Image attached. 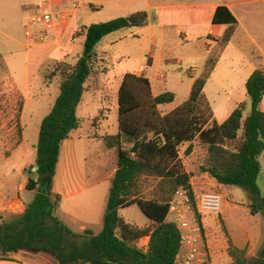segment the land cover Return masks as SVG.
<instances>
[{
    "label": "trees",
    "instance_id": "obj_1",
    "mask_svg": "<svg viewBox=\"0 0 264 264\" xmlns=\"http://www.w3.org/2000/svg\"><path fill=\"white\" fill-rule=\"evenodd\" d=\"M162 11L170 12L159 9L157 15ZM171 11L174 15L169 24H183L184 10ZM188 11L198 12L197 23H207L209 9ZM155 21H159V15ZM210 21L230 27L209 53L201 75L194 80L189 98L182 105L160 115L157 106L172 103L174 95L165 92L153 97L147 80L129 74L123 76L117 91L118 132L104 138L105 146L115 150L116 170L110 180L102 228L96 235L90 230L74 233L61 223L55 216L59 196L51 193V186L48 194L42 193L40 185L45 177L52 181L63 142L80 127L77 107L83 94L96 90L103 78V72L91 61L95 47L105 36L120 29L144 27L148 23L147 13L88 25L82 55L74 64L66 62L70 50L64 45L51 51L50 75L58 77L59 92L39 125L32 167L35 171L30 172L25 185L35 196L21 214L0 217V260L24 251L46 254L56 264H175L180 231L167 219L169 208L179 187L192 192L191 176L184 170L178 148L187 143L184 153L188 155L195 141L206 147V159L200 171L219 185L241 187L251 202V212L264 214V196L256 184L262 171L260 160L264 158V112L259 108L264 98V70L254 71L246 80L245 90L250 100L246 114L244 106L238 105L224 122H209L210 116L201 102L202 91L236 24L224 7H217ZM123 136L128 139V149L122 148ZM142 177L158 180V198L148 200L136 195ZM133 205L149 220L148 228H135L119 216L121 209ZM145 236L149 240L143 251L137 243ZM244 254L245 250L229 247L233 264H264V247L251 262H246Z\"/></svg>",
    "mask_w": 264,
    "mask_h": 264
},
{
    "label": "crops",
    "instance_id": "obj_2",
    "mask_svg": "<svg viewBox=\"0 0 264 264\" xmlns=\"http://www.w3.org/2000/svg\"><path fill=\"white\" fill-rule=\"evenodd\" d=\"M217 7L226 8L236 22L232 30L231 38L220 53L219 59L215 63L204 85L201 96V102L204 103L207 114L210 116L209 122L215 121L220 124L215 119L212 108L215 97L208 93L207 85L211 83L215 88L217 97H220V95L224 94L225 90L229 91L233 89L232 81L234 78H242L241 80L243 84H245L246 80L254 71L264 70V0H187L182 3H173V1H170L169 3L152 4L146 2V11L143 12L147 13V25L144 27L120 29L105 36L95 47L94 56L91 61L94 64L99 63L104 71L100 83L108 82L111 86L116 84V90L118 91L123 76L126 74L134 75L138 78L141 77L147 80L153 97L165 92H170L174 95V101L165 104H172V107L166 113L182 105L188 100L192 84L199 76L196 74L197 70L187 71L186 74L190 76V79L186 81L175 69H171L170 71H165L163 69L164 66H172L175 62H182L183 60L179 58L174 61L172 58V49L168 51L166 47L164 30L169 27L206 28L204 33L192 36L193 41L197 39L201 40L203 43L204 51L197 57L198 61H204V58H206L201 68V71H203L209 53L215 47L216 42L230 27L229 24H215L210 21ZM159 9H167L170 10V12H160V14H158L159 21H155ZM173 9L184 10L183 24H169L170 18L174 15L171 11ZM192 9H209L210 12L207 17V23H197L200 17L198 12L188 11ZM150 10L152 11L150 12ZM191 21H195L197 24L190 23ZM85 29L86 27H83L84 31ZM84 33L80 34L78 37L74 36V40H84ZM141 34H144L145 38L142 41L139 54V35ZM71 35L75 34L70 32L65 37L62 44H64L66 40L69 41L72 38ZM43 48L48 50V59V55L54 48L42 47L41 49ZM33 59V61L36 60L35 58ZM162 71L166 73V76ZM159 73L164 74L163 79L158 77ZM182 87L185 88V90H183L188 94V98L177 103L178 92L181 93ZM97 91L98 88L89 93ZM240 95L243 96V101L240 102L245 105L247 99L244 97H248L246 95V90L244 89L243 93ZM81 102L77 107V114ZM25 104L24 102L22 112L25 108ZM239 104L241 103L234 101L233 106ZM158 106L157 109H159ZM259 108L264 112V98H262ZM112 110L117 113V104L112 107ZM248 111L249 109H245V114ZM108 112L109 111L106 113L104 108L101 107L98 110L97 116L93 118H83L87 124L90 123L88 130L84 132L81 130L83 121L79 118L80 127L73 131L70 137L62 144L57 170L51 181V193L53 195H58L60 199L55 216L61 223L77 234H82L83 231L90 230L96 235L102 228V217L108 197L110 180L116 170V163L112 168V149L105 146L104 138L105 136L116 135L118 132V123L115 134L103 128V123L107 121V116L105 114H108ZM231 113L232 111L226 113L224 117L225 120ZM95 118H98L97 127L91 124ZM121 141L125 143L124 136L121 137ZM126 142L128 144V139ZM88 143L92 145L95 144L96 149H93L91 153L88 152V155H86L83 147L86 146V148L89 149L90 144ZM260 161L262 171L256 179L257 187L264 182V180H262V182L260 181L261 175L264 174V158H261ZM182 165L187 172L184 163H182ZM31 170L35 171V168ZM26 183L27 180H25L21 186L25 187ZM190 183L193 190L200 192H216L214 191L215 189L226 192V189L229 188L217 184L207 173H201L196 182L190 178ZM9 189L10 187L0 188L1 218L9 215L21 214L25 206L31 202L35 196L34 191H29L32 197L29 196L30 199L25 201L19 197V192L16 193V197L8 196L7 194L10 192ZM260 194L264 196V194ZM225 207H228L227 201ZM119 216L126 224L138 229H145L150 226L149 221L143 222L140 226H137L125 220L122 215L119 214ZM167 219L170 222L174 221V217L170 214H168ZM207 227L208 226H204L206 243L209 248V264H214L225 258L226 251H224V249L226 250L229 245H225V241L220 233L213 230L211 227ZM228 236L232 243V247L245 250L246 243L251 234L249 231L244 230L239 233L228 232ZM143 239H146L144 247H139ZM148 240V236L141 238L137 246L145 251L147 249ZM0 264H56V262L46 254H32L20 251L11 254L7 260H0Z\"/></svg>",
    "mask_w": 264,
    "mask_h": 264
},
{
    "label": "rangeland",
    "instance_id": "obj_3",
    "mask_svg": "<svg viewBox=\"0 0 264 264\" xmlns=\"http://www.w3.org/2000/svg\"><path fill=\"white\" fill-rule=\"evenodd\" d=\"M37 1L0 0V188L10 187L8 196L16 197V193L19 192V197L25 201H28L32 194L21 184L28 180L30 172H34L31 169L35 161L34 146L38 140L39 125L49 112L59 92L58 77L50 75L53 62L47 59L48 50L41 49L42 47L28 48L25 45L24 29L28 19L37 8ZM170 1L182 3L187 0H82L76 14L77 21H73L71 25V33L74 32L75 26L87 27L92 23L107 22L118 17H127V15L146 11V2L152 4L169 3ZM205 30V27L166 28L164 32L168 51L172 49L171 54L174 61L179 58L183 60L175 62L172 66H164L163 69L165 71L175 69L186 81L190 79V76L186 74L187 71L197 70L196 74L200 76L206 58L204 61H198L197 57L204 51L203 43L197 39L193 41L192 36L202 34ZM79 35L80 33L71 35V41L66 40L62 44L70 50V55L66 59L69 64H74L77 58L82 55L83 39L74 40V36L78 37ZM144 38V34L139 35V54ZM33 58L36 60L33 61ZM97 64L93 63L94 67L100 72H104L101 65ZM162 72L166 76V73ZM241 79L234 78L233 89L225 90L220 97H217L211 83L207 85L208 93L215 97L212 108L214 117L219 123L225 120L224 117L228 111L233 112L236 109L238 105L233 106L234 101L241 103L239 105H243L244 109H250L248 97H244L247 99L245 105L240 102L243 101V96L240 94L245 89V84ZM97 88V92H87L83 95L77 114L78 118L83 121L81 130L82 132L88 130L90 124H87L83 118L97 116L98 110L102 107L106 113L109 111L108 114H105L107 121L103 123V128L115 134L117 113L112 110V107L117 104L116 84L111 86L108 82H99ZM183 89L185 90L182 87L181 93L178 92L177 103L188 98V94ZM24 102L26 104L22 112ZM171 107L172 104L160 105L157 110L160 115H164ZM97 122L98 118L93 119L92 126L97 127ZM126 140L125 137V143H122L123 149L130 147ZM187 146L186 143L178 148L179 158L181 163H184L191 179L196 182L203 173L200 171V166L206 159V147L195 141L191 153L185 155L184 151ZM83 149L88 155V152L91 153L96 147L95 144H90L89 149L86 146ZM111 152L113 168L116 163V153L114 149ZM262 180H264V174L261 175L260 181L262 182ZM157 182L158 180L153 178H140L136 195L148 200L158 198L160 190ZM258 187L260 193L264 194V182ZM226 190V192L219 189L214 190L223 197L222 210L218 214H202L203 224L220 233L225 245H229V247L232 246V243L228 232L249 231L251 236L245 246L244 258L246 262H251L257 256L258 251L264 247V214L251 212V202L246 198L241 187L231 186ZM226 201L228 207H225ZM119 214L137 226L149 221L136 205L121 209ZM145 242L146 239H143L139 247H144ZM229 247L224 249L226 251L225 258L214 264H233V260L229 256Z\"/></svg>",
    "mask_w": 264,
    "mask_h": 264
},
{
    "label": "built area",
    "instance_id": "obj_4",
    "mask_svg": "<svg viewBox=\"0 0 264 264\" xmlns=\"http://www.w3.org/2000/svg\"><path fill=\"white\" fill-rule=\"evenodd\" d=\"M82 0H38L35 12L24 29L26 46H60L72 31L73 21ZM70 31V32H69ZM83 27H74V34H83ZM160 79L164 78L159 73ZM192 193V197H191ZM194 206V207H193ZM223 206V197L217 192H200L179 187L173 196L169 213L180 231V249L175 264H209V248L206 243L202 214H218Z\"/></svg>",
    "mask_w": 264,
    "mask_h": 264
},
{
    "label": "water",
    "instance_id": "obj_5",
    "mask_svg": "<svg viewBox=\"0 0 264 264\" xmlns=\"http://www.w3.org/2000/svg\"><path fill=\"white\" fill-rule=\"evenodd\" d=\"M50 186H51V179L49 177L43 178L40 185L41 192L44 194H48L50 192Z\"/></svg>",
    "mask_w": 264,
    "mask_h": 264
}]
</instances>
